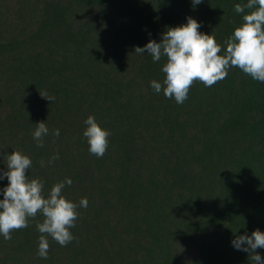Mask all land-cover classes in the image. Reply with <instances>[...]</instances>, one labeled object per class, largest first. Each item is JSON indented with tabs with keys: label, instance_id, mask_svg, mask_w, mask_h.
<instances>
[{
	"label": "trees",
	"instance_id": "1",
	"mask_svg": "<svg viewBox=\"0 0 264 264\" xmlns=\"http://www.w3.org/2000/svg\"><path fill=\"white\" fill-rule=\"evenodd\" d=\"M246 2L0 0V170L19 150L45 195L70 178L63 195L88 200L67 246L47 236L48 259L38 256V215L11 240L0 234V264H252L231 241L264 232V83L231 67L177 104L151 87L165 60L134 51L191 16L223 54ZM89 115L111 133L102 158L83 136ZM40 121L43 147L32 137Z\"/></svg>",
	"mask_w": 264,
	"mask_h": 264
},
{
	"label": "clouds",
	"instance_id": "2",
	"mask_svg": "<svg viewBox=\"0 0 264 264\" xmlns=\"http://www.w3.org/2000/svg\"><path fill=\"white\" fill-rule=\"evenodd\" d=\"M202 2L191 0L194 8ZM234 11L241 14L243 22L225 39L223 54L215 37L200 32L201 24L191 16L187 17V23L167 27L159 42L149 39L143 47H135L137 54L146 51L154 63L165 60L161 68L165 74L163 81H151L155 93L163 91L166 98H174L177 104H183L195 81L211 87L224 80L231 67L239 68L253 80L264 83V0L237 3ZM39 93L50 102L55 100L46 91ZM84 123L87 127L83 136L87 138L90 154L102 158L108 148L110 131L102 128L92 115ZM51 134L59 137L60 131L54 129ZM47 135L49 128L45 121L36 123L32 137L37 147L44 146ZM58 159L59 154L56 153L47 163L43 159L39 163L46 167ZM4 161L6 170H0V180L6 177L9 183L0 189L3 193V199H0V234L5 240H11L12 231L27 228L30 220L42 216V222L36 223L41 234L38 256L48 259L50 245L47 236L62 247L71 243L75 237L70 229L76 226L77 209H86L88 200L81 198L77 204L63 195L66 185H72L70 178L55 183L45 195L44 181L29 178L26 174V170L33 166L32 159L19 150L6 154ZM231 243L236 250L247 252L252 264H264V258L257 252V249H264V232L256 229L251 235L234 236Z\"/></svg>",
	"mask_w": 264,
	"mask_h": 264
}]
</instances>
